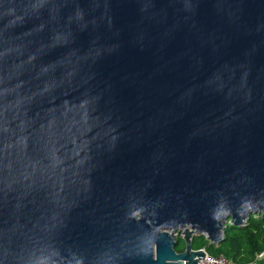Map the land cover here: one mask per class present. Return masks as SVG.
I'll list each match as a JSON object with an SVG mask.
<instances>
[{
    "label": "water",
    "instance_id": "obj_1",
    "mask_svg": "<svg viewBox=\"0 0 264 264\" xmlns=\"http://www.w3.org/2000/svg\"><path fill=\"white\" fill-rule=\"evenodd\" d=\"M258 213L264 0H0V264H199Z\"/></svg>",
    "mask_w": 264,
    "mask_h": 264
},
{
    "label": "trees",
    "instance_id": "obj_2",
    "mask_svg": "<svg viewBox=\"0 0 264 264\" xmlns=\"http://www.w3.org/2000/svg\"><path fill=\"white\" fill-rule=\"evenodd\" d=\"M180 239V238H179ZM194 249L205 247L211 254H225L228 258L237 262L256 261L257 264H264V217L258 214H251L244 224L235 226L231 221L226 223L225 238L220 244L209 242L204 245L194 236L192 240ZM186 243L180 239L176 249L178 252L185 249Z\"/></svg>",
    "mask_w": 264,
    "mask_h": 264
},
{
    "label": "built area",
    "instance_id": "obj_3",
    "mask_svg": "<svg viewBox=\"0 0 264 264\" xmlns=\"http://www.w3.org/2000/svg\"><path fill=\"white\" fill-rule=\"evenodd\" d=\"M205 251V257H201L199 259V264H257L256 261H251V262H237L234 261L230 258H228L225 254L220 253V254H211L207 251L205 247L200 248ZM264 254L262 252L261 254L258 255V257H261Z\"/></svg>",
    "mask_w": 264,
    "mask_h": 264
},
{
    "label": "rangeland",
    "instance_id": "obj_4",
    "mask_svg": "<svg viewBox=\"0 0 264 264\" xmlns=\"http://www.w3.org/2000/svg\"><path fill=\"white\" fill-rule=\"evenodd\" d=\"M197 240H200V243H203L204 245L208 244L209 242H211L208 237L204 234L201 235H197Z\"/></svg>",
    "mask_w": 264,
    "mask_h": 264
}]
</instances>
